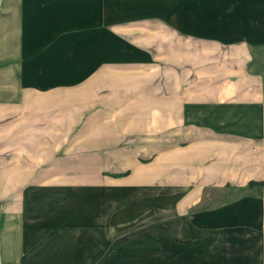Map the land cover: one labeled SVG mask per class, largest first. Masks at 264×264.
I'll list each match as a JSON object with an SVG mask.
<instances>
[{
	"label": "crops",
	"instance_id": "0c3cea01",
	"mask_svg": "<svg viewBox=\"0 0 264 264\" xmlns=\"http://www.w3.org/2000/svg\"><path fill=\"white\" fill-rule=\"evenodd\" d=\"M48 14H165L157 26L172 38L167 60L181 68L168 71L166 91L147 92L161 138L144 151L150 162L132 161L113 209L110 188L101 199L78 184L64 200L62 189L36 183L21 196L33 167L9 154L13 162L0 166V264H264V0H0V60L15 56L27 26H48L40 17ZM13 89L20 93L0 87L8 102L0 107H14ZM123 95L121 110L140 108L136 94ZM133 124L125 132L138 131ZM177 193L173 208L111 224L134 201Z\"/></svg>",
	"mask_w": 264,
	"mask_h": 264
},
{
	"label": "rangeland",
	"instance_id": "374dc122",
	"mask_svg": "<svg viewBox=\"0 0 264 264\" xmlns=\"http://www.w3.org/2000/svg\"><path fill=\"white\" fill-rule=\"evenodd\" d=\"M40 17L48 26H27L24 34L20 30L24 38L16 44L15 56L0 60V87L10 84L21 89L20 93L13 89L18 98L14 107H0V166L10 165L13 161L8 156L16 152V160L33 167L32 184L18 192L21 196L36 183H47L62 189L65 200L79 184L95 187L101 199L112 192L113 209L122 198V183L132 174V161L150 162L146 158L150 151H144L161 138L151 132L147 92L157 87L166 91L168 71L181 68L167 60L165 40L172 38L166 26H157L169 16ZM88 22L92 26H84ZM93 34L100 37L89 43L88 36ZM103 40L109 44L103 45ZM89 60H95L91 69H87ZM122 89L137 95L142 103L138 110H121L122 103L129 101L121 96ZM7 103L6 97L0 98V104ZM132 122L140 125L138 131L125 132ZM135 150H143V158ZM104 188L111 192L101 191ZM12 199L1 203L13 204Z\"/></svg>",
	"mask_w": 264,
	"mask_h": 264
},
{
	"label": "trees",
	"instance_id": "16d2710c",
	"mask_svg": "<svg viewBox=\"0 0 264 264\" xmlns=\"http://www.w3.org/2000/svg\"><path fill=\"white\" fill-rule=\"evenodd\" d=\"M260 185L261 184L258 182H251L249 184L250 188H254ZM183 196L184 193H177L169 196L148 197L134 201L114 213L111 220V224L113 226H116L119 224L132 222L151 209L173 208L179 203Z\"/></svg>",
	"mask_w": 264,
	"mask_h": 264
}]
</instances>
